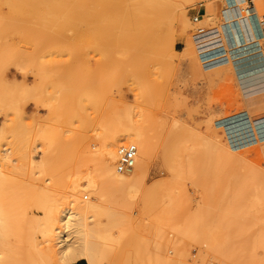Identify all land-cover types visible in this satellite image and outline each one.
<instances>
[{
    "label": "rangeland",
    "instance_id": "374dc122",
    "mask_svg": "<svg viewBox=\"0 0 264 264\" xmlns=\"http://www.w3.org/2000/svg\"><path fill=\"white\" fill-rule=\"evenodd\" d=\"M201 1L0 0V264H64L52 231L76 172L102 178L104 138L135 127L150 167L85 218L98 264H264V138L235 145L264 122V66L239 63L254 43L203 67Z\"/></svg>",
    "mask_w": 264,
    "mask_h": 264
},
{
    "label": "bare ground",
    "instance_id": "6f19581e",
    "mask_svg": "<svg viewBox=\"0 0 264 264\" xmlns=\"http://www.w3.org/2000/svg\"><path fill=\"white\" fill-rule=\"evenodd\" d=\"M242 1V5L245 6L246 1ZM259 1L260 0H256V7L249 9L247 14H244L243 18H239L236 21L229 18L227 21L229 22L233 36L236 38V41H238V45L234 48H230V50H237L238 54L240 53L238 58L242 55V52H244L247 45L256 43V46H258L259 49L261 42L263 41V38L255 37L254 33L257 23L255 20L251 19V17L257 16L260 26L264 27V15L262 13V5H259ZM262 2L264 3V0H262ZM213 14L216 13L214 12ZM207 15H209V13H207ZM210 18H213V16ZM223 22L225 21L223 20ZM250 34L253 35V38H251ZM241 38L242 40H240ZM260 50L258 52L256 51L257 53H255L253 57L245 54V56L242 55L241 57L243 58L239 63L256 58L257 60H261L264 66V54ZM244 116L247 117V114H244ZM263 124L264 122L254 123L257 132L260 134V139L264 138ZM126 135L116 139V135L111 133L104 138L102 148H100V165L98 174L102 178L99 179L98 176L92 172L86 174H83L79 170L76 172V176L72 181L70 189V195L73 198L65 207H61L58 217L61 226H54L52 231L57 246L56 253L60 255V259L64 263L84 258L88 261V264H98L97 253L95 252L93 245L88 241V234L91 230L89 229V224L86 222L85 218L89 213L95 211L100 206V201L105 193L106 187L122 189L130 187L131 189L132 186L137 185L142 178L144 179L148 173L150 161L152 159V148L148 135H146L139 127L132 128ZM127 138L139 145L136 165L133 168L134 171L132 170L133 174L131 173V175H128V172H119L116 169L118 148ZM208 144L211 143L208 142ZM260 157L261 160L264 161V151L260 153ZM262 169V174L264 176V168ZM81 180L85 181L84 185H82ZM82 190H90L92 198L85 202L82 201L79 198V194Z\"/></svg>",
    "mask_w": 264,
    "mask_h": 264
},
{
    "label": "built area",
    "instance_id": "2783aa9c",
    "mask_svg": "<svg viewBox=\"0 0 264 264\" xmlns=\"http://www.w3.org/2000/svg\"><path fill=\"white\" fill-rule=\"evenodd\" d=\"M246 5H242V0H223V6L221 9L222 22L219 26L209 27L203 22L206 15L205 8L200 9L202 5L194 6L191 11L193 12L192 21L197 26L193 32V42L198 50L199 58L202 62L203 67H210L213 65H222L229 62V54L227 51L230 48H234L238 45V41L233 36L231 27L229 25V18L237 20L243 18L244 14H247L249 9L256 7V0H245ZM257 23L255 30L256 38H264V32L260 26V22L257 16L251 17ZM223 20L225 22H223ZM242 40V38L240 39ZM214 44L219 47L215 50ZM210 48V49H209ZM250 134H246L243 140L235 142V145L239 144H257L260 140L259 132L250 130ZM258 140V142H257ZM233 144V142H231ZM252 144V145H254ZM250 145V146H252ZM138 145L134 142H128L121 144L118 148V159L116 163V169L119 172H130L136 165L138 156ZM87 198V196H85Z\"/></svg>",
    "mask_w": 264,
    "mask_h": 264
},
{
    "label": "crops",
    "instance_id": "0c3cea01",
    "mask_svg": "<svg viewBox=\"0 0 264 264\" xmlns=\"http://www.w3.org/2000/svg\"><path fill=\"white\" fill-rule=\"evenodd\" d=\"M209 1V2H208ZM212 0H204V1H201L200 2V4L202 5V7H200V9H202L203 10V8H205V11H206V15H207V13H208V9H209V3L211 2ZM218 7H219V3H215L214 4V8H215V10H217L218 9ZM206 15H205V17H206ZM251 35V38H253V35L252 34H250ZM178 43H184V41H183V39H180L179 41H178ZM260 48H261V50H260ZM260 48L258 49V46H256V50L255 51H261V52H263V54H264V38H263V41L261 42V45H260ZM252 51V50H251ZM64 264H88V261L86 260V259H84V258H79V259H77V260H74V261H72V262H68V263H64Z\"/></svg>",
    "mask_w": 264,
    "mask_h": 264
}]
</instances>
